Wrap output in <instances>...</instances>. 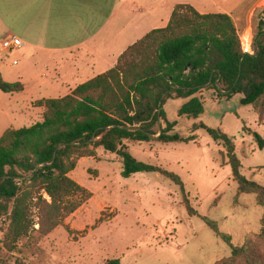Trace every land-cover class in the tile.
I'll return each instance as SVG.
<instances>
[{"label":"trees","instance_id":"obj_1","mask_svg":"<svg viewBox=\"0 0 264 264\" xmlns=\"http://www.w3.org/2000/svg\"><path fill=\"white\" fill-rule=\"evenodd\" d=\"M256 17V54L253 50L252 55H244L228 16L200 15L190 6H177L166 28L152 31L128 47L112 69L63 98L36 101L34 106L44 109L42 121L7 130L0 137V222L7 223L6 249L16 250L17 244L33 232L47 236L91 198V193L69 174L78 160L95 157L98 148L121 157L124 179L143 173L169 179L180 188L188 215L194 216L179 176L137 161L124 144L195 141L194 136L181 137L174 132L175 123L167 121L163 106L170 99L186 100L177 116L196 120L203 113V96L212 90L226 101L239 97L240 105L251 106L261 120L264 11ZM0 91L19 93L23 87L0 77ZM158 121L165 127H158ZM198 129L224 149L238 193L255 195L258 206L264 207V187L242 174L233 139L219 128L202 123L194 126V131ZM252 136L257 147L264 150V138L257 133ZM34 210L38 230L34 228ZM202 220L230 249V256L216 264H264L253 243L234 246L230 235L220 233L213 221ZM258 237L264 243V218ZM105 264L121 262L110 259Z\"/></svg>","mask_w":264,"mask_h":264},{"label":"rangeland","instance_id":"obj_2","mask_svg":"<svg viewBox=\"0 0 264 264\" xmlns=\"http://www.w3.org/2000/svg\"><path fill=\"white\" fill-rule=\"evenodd\" d=\"M5 5L7 0L4 5L0 2L2 16L7 12ZM260 11L255 13L252 32L246 31L252 36L253 46ZM241 34L244 33L237 32L238 38ZM22 58L21 50L5 53L0 45L1 72L15 68L14 61L21 63ZM9 99V94L0 91V107ZM202 101L203 113L196 120L177 116L186 100L170 99L163 106L167 121L175 123L174 132L181 137L194 136L195 141L124 144L137 161L179 176L194 216L188 215L180 188L169 179L157 173L124 179L121 157L98 148L95 157L78 160L76 169L69 174L91 193V198L50 234L40 237L33 232L14 251L4 245L7 223L1 221L0 261L105 264L119 259L121 264H216L230 256V249L205 225L204 217L213 221L220 233L230 235L234 246L253 243L264 260V243L258 237L264 207L258 206L255 195L238 193L224 149L204 130L194 131V126L202 123L232 138L242 174L264 187V150L257 147L252 136L257 133L264 138V113L260 120L251 106L240 105L239 97L226 101L213 90ZM26 112L24 122L0 120V135L6 128L28 127L42 119ZM160 125L165 127L162 121ZM36 212L34 228L38 230Z\"/></svg>","mask_w":264,"mask_h":264},{"label":"crops","instance_id":"obj_3","mask_svg":"<svg viewBox=\"0 0 264 264\" xmlns=\"http://www.w3.org/2000/svg\"><path fill=\"white\" fill-rule=\"evenodd\" d=\"M0 2L4 5V0ZM259 2L7 0L6 14L0 13L1 42L19 39L23 58L21 63L14 61L15 68L0 71V77L6 83L21 84L23 91L9 94L11 99L0 107V120L24 122L27 110L41 118L44 109L35 107L36 101L63 98L112 69L128 47L166 28L177 6H190L200 15H226L238 33H245L253 30ZM10 129L20 128H6L0 137Z\"/></svg>","mask_w":264,"mask_h":264},{"label":"built area","instance_id":"obj_4","mask_svg":"<svg viewBox=\"0 0 264 264\" xmlns=\"http://www.w3.org/2000/svg\"><path fill=\"white\" fill-rule=\"evenodd\" d=\"M258 7L259 9L264 11V0H261ZM239 41H240V47H241L242 53L244 55H252L254 46H253V39H252L250 32L241 34V36H239ZM0 45H1V50H3L5 53H10L12 51L19 50L22 46V43L20 42L19 39L10 37L2 41Z\"/></svg>","mask_w":264,"mask_h":264},{"label":"water","instance_id":"obj_5","mask_svg":"<svg viewBox=\"0 0 264 264\" xmlns=\"http://www.w3.org/2000/svg\"><path fill=\"white\" fill-rule=\"evenodd\" d=\"M256 54V46L254 47V55ZM219 88V87H218ZM220 89V88H219ZM157 126H160V121L157 122Z\"/></svg>","mask_w":264,"mask_h":264}]
</instances>
